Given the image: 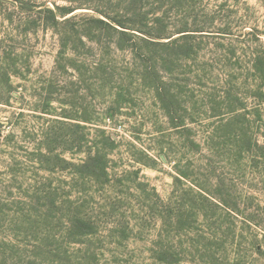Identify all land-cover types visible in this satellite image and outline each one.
I'll return each instance as SVG.
<instances>
[{
	"label": "rangeland",
	"instance_id": "374dc122",
	"mask_svg": "<svg viewBox=\"0 0 264 264\" xmlns=\"http://www.w3.org/2000/svg\"><path fill=\"white\" fill-rule=\"evenodd\" d=\"M121 1L0 0V264H264V0Z\"/></svg>",
	"mask_w": 264,
	"mask_h": 264
},
{
	"label": "trees",
	"instance_id": "16d2710c",
	"mask_svg": "<svg viewBox=\"0 0 264 264\" xmlns=\"http://www.w3.org/2000/svg\"><path fill=\"white\" fill-rule=\"evenodd\" d=\"M32 2V3H31ZM150 0H122L120 7L123 10V13H126L130 15V17H126L124 14L120 13V15H113L109 10L104 8H96L97 12L100 13L101 16L97 18H92V21L96 23V33H99V41H101V36L103 34L108 35L109 32H114L118 35L119 40L116 42V47L120 49H130L133 47V44L130 43L132 37H139L140 33L146 34V35H155L151 30H145V26L148 24H145L149 21L151 12L150 10L144 9V6L148 5ZM163 0H156L157 7L162 6ZM22 5L30 4V6L37 5L34 3V1H27L23 2L21 1ZM34 3V4H33ZM84 5V4H82ZM125 5V6H124ZM128 5V6H127ZM29 6V7H30ZM130 6V7H129ZM33 9V8H31ZM56 9H53L49 6L41 8L37 12L39 13L40 19H44L45 16H42L44 12L52 14V18L55 21H58V17H65L68 14L74 12L77 7L76 6H68L61 7L56 6ZM101 9V10H100ZM157 9V8H156ZM29 10V8H28ZM156 11V10H154ZM7 16H5L6 18ZM8 19V17H7ZM185 31V30H182ZM89 36V40H94V37H97V35L92 36L91 32H87L86 34ZM164 34L159 35L158 37H162ZM143 39H146L145 36L142 37ZM102 43V42H101ZM3 59H5V63H1L3 66H1V72L2 78L6 79L7 81L11 79L12 70L11 68L13 65L11 64V60H13L10 56H4ZM106 163L103 162L101 165V169L105 172L106 171Z\"/></svg>",
	"mask_w": 264,
	"mask_h": 264
}]
</instances>
